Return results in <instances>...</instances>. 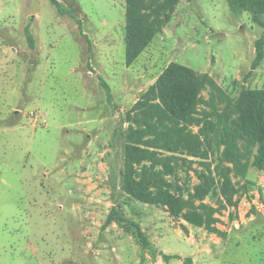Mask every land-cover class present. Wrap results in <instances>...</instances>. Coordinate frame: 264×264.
<instances>
[{
    "label": "rangeland",
    "instance_id": "obj_1",
    "mask_svg": "<svg viewBox=\"0 0 264 264\" xmlns=\"http://www.w3.org/2000/svg\"><path fill=\"white\" fill-rule=\"evenodd\" d=\"M57 1L63 12L49 0H0V264H264L263 171L232 177L231 204L218 184L205 197L219 208L220 236L122 189L120 129L172 62L212 77L221 92L206 87L201 97L217 108L242 87L264 88V54L251 67L262 27L226 0H180L126 65L125 0ZM178 155L167 178L184 191L198 183L196 169L217 163L215 153ZM111 209L149 246L131 226L103 227Z\"/></svg>",
    "mask_w": 264,
    "mask_h": 264
},
{
    "label": "trees",
    "instance_id": "obj_2",
    "mask_svg": "<svg viewBox=\"0 0 264 264\" xmlns=\"http://www.w3.org/2000/svg\"><path fill=\"white\" fill-rule=\"evenodd\" d=\"M49 1L64 11L57 0ZM179 1L125 0L126 65H131L162 31ZM226 1L233 13L247 12L263 29L254 43V69L264 54V20L260 18L264 0ZM206 87L221 92L207 73L172 62L125 112L120 123L124 140L121 187L138 201L161 205L172 217L222 236L215 224L219 208L205 202V197L218 184L221 195L231 204L236 191L232 177L245 178L251 166L264 172V88L242 87L236 98L224 100L217 108L213 99L201 97ZM219 98L223 97L219 94ZM203 103L210 110L199 109ZM209 153H215L217 163L213 170L205 163V169L195 170L198 183L192 189L184 191L167 178L176 175L178 154L205 158ZM112 222L133 227L141 246H149L140 226L115 209L110 210L103 227ZM160 255L165 262L171 258Z\"/></svg>",
    "mask_w": 264,
    "mask_h": 264
}]
</instances>
